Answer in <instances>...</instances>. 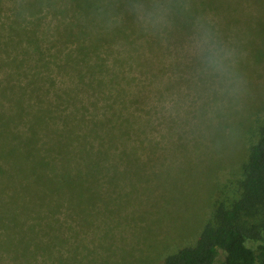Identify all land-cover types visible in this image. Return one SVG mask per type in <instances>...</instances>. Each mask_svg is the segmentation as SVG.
<instances>
[{
  "label": "rangeland",
  "instance_id": "1",
  "mask_svg": "<svg viewBox=\"0 0 264 264\" xmlns=\"http://www.w3.org/2000/svg\"><path fill=\"white\" fill-rule=\"evenodd\" d=\"M25 3L0 0L4 125L11 123L14 89L23 91L27 81ZM185 16L183 30L162 41L166 50L152 74L130 71L137 80L125 86L137 102L129 111L141 122L93 159L86 201L79 198L74 209L64 204L50 219L23 215L9 228L0 214V264H164L197 244L218 208L241 198L244 166L263 136L264 0H205ZM10 165L0 162L5 170ZM5 176L0 212L13 193ZM259 244L250 243L256 253Z\"/></svg>",
  "mask_w": 264,
  "mask_h": 264
},
{
  "label": "trees",
  "instance_id": "2",
  "mask_svg": "<svg viewBox=\"0 0 264 264\" xmlns=\"http://www.w3.org/2000/svg\"><path fill=\"white\" fill-rule=\"evenodd\" d=\"M204 1L26 0L27 81L23 91L12 88L11 123L0 124V162H11L0 174L13 191L9 209L0 212L7 228L23 215L50 219L64 204L74 209L76 200L86 201L93 159L141 122L129 111L137 102L125 86L137 80L130 71L152 74L166 50L162 41L174 39L185 14ZM17 65L15 59L20 76ZM262 135L244 166L241 198L218 208L197 244L164 264H264V127ZM101 186L99 180L96 190ZM257 213L260 220L248 224L246 217ZM258 241L256 253L250 243Z\"/></svg>",
  "mask_w": 264,
  "mask_h": 264
}]
</instances>
